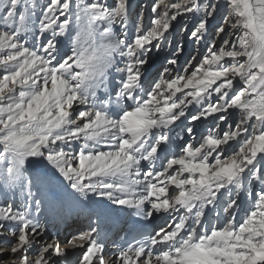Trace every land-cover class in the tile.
I'll return each instance as SVG.
<instances>
[{
	"label": "snow or ice",
	"instance_id": "6c2138e0",
	"mask_svg": "<svg viewBox=\"0 0 264 264\" xmlns=\"http://www.w3.org/2000/svg\"><path fill=\"white\" fill-rule=\"evenodd\" d=\"M0 264H264V0H0Z\"/></svg>",
	"mask_w": 264,
	"mask_h": 264
},
{
	"label": "bare ground",
	"instance_id": "6f19581e",
	"mask_svg": "<svg viewBox=\"0 0 264 264\" xmlns=\"http://www.w3.org/2000/svg\"><path fill=\"white\" fill-rule=\"evenodd\" d=\"M51 189H52V195H54L56 198V205L54 207L52 214L49 216V221H50L49 231H48V237H46V238L55 237V238L59 239L62 244H64L67 242V239H68V237H70V235L77 232L78 230L85 229L86 227L85 226H77L76 229H72L71 231H69L72 228V226H74L76 224L75 222H72V226L70 227V229L69 228L66 229V222L71 217H74L75 213L77 212L75 205L71 201L64 200L62 191L57 189L55 186H51ZM69 191H71V190L69 189ZM104 203H107V202H104ZM118 212L125 214L126 217L127 216L129 217L131 210L120 209L117 206L108 204L106 211H105V217L104 218L111 217L112 218L111 222H113L112 223L113 225H115L116 223L120 225V219L116 218V217H122V216L120 214L119 215L116 214ZM53 215H54V217H53ZM157 218L158 217L154 218L153 220H155ZM159 220L163 221L162 224L164 223V219L159 218ZM156 223L159 225V222H156ZM56 228H58V229L64 228L63 230L65 231V233H67L66 236L63 238H59V236H57V229ZM68 232H69V234H68ZM110 250H112V249H110ZM76 251L79 252L80 250H76ZM105 255H106V257H112V253H110L108 251V249H106Z\"/></svg>",
	"mask_w": 264,
	"mask_h": 264
},
{
	"label": "rangeland",
	"instance_id": "374dc122",
	"mask_svg": "<svg viewBox=\"0 0 264 264\" xmlns=\"http://www.w3.org/2000/svg\"><path fill=\"white\" fill-rule=\"evenodd\" d=\"M109 2H111V0H109ZM142 2H143V0H131L133 9L135 10L137 5L142 3ZM185 23H187L189 28H191V26H192V21L191 20H187V21L181 20L180 23L176 25V29H175L173 37H170V39L173 40V43H175L176 41L185 42V36L181 33V28L184 26ZM214 25H215V21L213 22V27H214ZM193 52H194V48H193L192 44L190 42H185V52L180 57L181 65H183L185 63V60ZM160 66H161L160 65V58H155L154 57L153 64H152V67L150 69V72L153 73V74L156 73L160 69ZM206 129H207V125L206 124H197V126H196V134H197L196 135V139L197 140H199L201 134H203L206 131ZM177 131H179V129ZM47 191H48L49 195H52L51 186H49L47 188ZM105 204H107V203H105ZM107 206H108V204H107ZM53 217H54V215H53ZM73 219H74V217H71V219H68V221L66 222V229H68V228L70 229V227L72 226L71 222L73 221ZM73 222H75V220ZM77 226H78V224L76 223L74 226H72V228L69 231H71L72 229H76ZM56 229H57V236H59V238H63V237L66 236L67 233H65V231L63 230L64 228H59V229L56 228ZM68 234H69V232H68Z\"/></svg>",
	"mask_w": 264,
	"mask_h": 264
}]
</instances>
